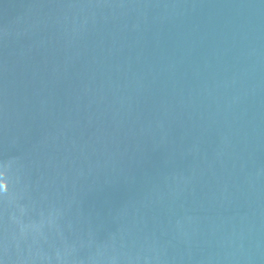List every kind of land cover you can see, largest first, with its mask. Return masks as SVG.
<instances>
[{
	"label": "water",
	"instance_id": "obj_1",
	"mask_svg": "<svg viewBox=\"0 0 264 264\" xmlns=\"http://www.w3.org/2000/svg\"><path fill=\"white\" fill-rule=\"evenodd\" d=\"M0 264H264L253 0H0Z\"/></svg>",
	"mask_w": 264,
	"mask_h": 264
}]
</instances>
